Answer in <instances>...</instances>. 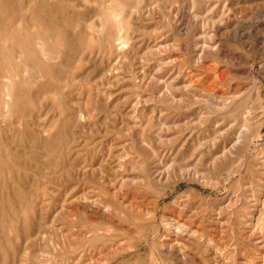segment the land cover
Instances as JSON below:
<instances>
[{"label":"rangeland","instance_id":"obj_1","mask_svg":"<svg viewBox=\"0 0 264 264\" xmlns=\"http://www.w3.org/2000/svg\"><path fill=\"white\" fill-rule=\"evenodd\" d=\"M0 264H264V0H0Z\"/></svg>","mask_w":264,"mask_h":264}]
</instances>
